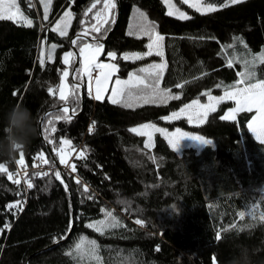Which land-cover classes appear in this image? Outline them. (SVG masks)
<instances>
[{
  "label": "trees",
  "instance_id": "obj_1",
  "mask_svg": "<svg viewBox=\"0 0 264 264\" xmlns=\"http://www.w3.org/2000/svg\"><path fill=\"white\" fill-rule=\"evenodd\" d=\"M26 1L17 0L33 21L32 27L0 20V136L3 117L12 106L22 104L31 110L38 135L22 151L24 163L18 165L27 169V181L33 187L26 202L19 198L13 176L20 153L14 160L0 156V164L7 169L0 172V264H226L240 244L255 249L256 259H264V143L248 128L254 111L223 120L233 107L225 101L199 126L185 118L165 120L194 100L206 102L205 93L219 97L234 90L231 86L241 79L245 61L255 75L239 87L264 80V63L257 59L264 53V0H243L227 7H220L227 0H204L220 7L207 14L174 0L189 14L187 20L167 15L163 0H118V23L104 44L101 59L108 60V51L117 53L112 62L118 64L116 77L120 79L160 60L155 55L136 61L121 58L125 53L147 50V37L128 35L141 22L139 9L165 37L162 59L167 68L160 87L171 88L179 99L125 107L112 104L108 97L93 99L85 81H80L84 101L81 87L78 100L69 94L72 119L54 121L56 131L49 136L56 146L65 138L75 149H87L86 159L72 154L76 172L65 174L67 189L56 179L55 171L35 175L34 160L43 153L47 166H55L47 150L53 144L45 139L44 127L52 118L49 113L61 114L58 110L64 102L48 88L56 90L62 72L69 68L63 64L64 53L73 48L78 51L80 42L74 46L71 40L92 22L90 12L81 24L94 0H52L47 20L41 5L38 16ZM66 10H71L73 18L67 36L62 37L51 29ZM117 16L116 4L115 22ZM41 48L43 66L39 63ZM49 53L52 59H48ZM70 63L71 72L75 57ZM146 123L168 131L179 128L211 139L212 144L178 154L157 133L148 149L145 137L130 131ZM17 201L22 210H8L7 205ZM137 219L143 224H136ZM102 221L116 226L107 227ZM82 239V251L77 252L75 246Z\"/></svg>",
  "mask_w": 264,
  "mask_h": 264
},
{
  "label": "snow or ice",
  "instance_id": "obj_2",
  "mask_svg": "<svg viewBox=\"0 0 264 264\" xmlns=\"http://www.w3.org/2000/svg\"><path fill=\"white\" fill-rule=\"evenodd\" d=\"M102 7L95 12L94 16L91 18L92 22L89 27H85L81 33L76 34V38L71 40V44L76 46L79 43L78 55L81 58V62L79 67H76L74 71V80L76 83L69 86L66 81L69 76V69L71 68L70 58H74L77 53L72 51H68L64 53L63 56V64L68 65L69 69H65L60 77L61 84L59 88V100L64 102L63 105L58 110L59 113L53 116L52 113H49L48 116L52 117L46 120L44 133L45 139L49 144H53L52 151L55 153V156L59 158V163L64 165L67 169H69L68 175L76 172V164L70 163V158L73 153H76L77 159H86L87 158V149L77 150L72 145V141L70 139L61 138L59 141V146L55 145V142L49 138L51 133L56 131L54 126V121L67 120L70 121L72 116L69 115V106H67V101L69 98V94L73 97L74 100H78V93L81 87L80 81H84L86 78V88L89 96H92L95 100H103L105 95L109 93V85L114 83V87L110 90L109 100L112 104H122L125 107H134L139 103H165L168 99H179V96L173 95L171 88L162 89L160 87V82L163 79L164 72L167 68V62L161 63H152L148 64L146 67H142L137 71L130 72L128 74V78L126 80H121L118 77L113 81V77L119 71L118 64L116 63H104L101 61L100 57L105 54V47L102 42L104 38V34L109 30L111 25L115 23L114 19V10L116 8V0H94L91 3L90 7L86 9L84 12L85 20L81 21V24H85L88 13L92 12L93 9L97 8L98 4H101ZM165 4L168 5L169 16L176 15L179 19L187 20L190 17L180 11L178 8L173 5L170 0H164ZM184 4H187L189 7L194 8L197 12L202 14H207L209 12H215L218 10V7L215 3H204V0H182ZM243 0H227V3H222L220 7H227L230 4H239L242 3ZM41 3H44V20L48 19L49 8L52 3V0H41ZM140 17V23L130 28L128 35L136 36L137 38L147 37L148 43L145 45L146 51L144 52H132L125 53L121 58L125 61L127 60H143L149 56H164V40L165 37L161 35L156 30V25L150 21H148L145 13L141 12L139 9L136 10ZM73 18V13L71 10L65 11L61 18L56 22V25L51 30L53 32H58L60 36L64 37L68 34V28L71 24ZM0 20L13 21L16 24L32 27L33 21L26 16L21 10L17 0H0ZM91 37V42H87V37ZM230 47V46H229ZM247 47V45H245ZM56 45H52V52L55 51ZM108 59L110 61H115L117 59V53L115 51H108L106 53ZM48 59H52L51 53H49ZM260 63H264V53H262L258 58ZM74 63V61H72ZM39 63L41 66L44 65V52L41 51V57L39 59ZM248 62L245 61V71L239 73L241 79L237 81V84L232 85L233 91H225L224 96L221 97H212L210 93H205L209 97L210 103L208 105H200L199 100L192 101L191 104L185 105L183 108L179 110V112H173L171 116L165 117V119H173L179 118L181 114L187 112L189 109H192L193 106H199L202 109H205L202 112H196L195 116L189 115V122L192 121L193 118L203 123L207 118L209 111L216 110V104L220 103L224 99L234 100L236 106L229 110L227 115L221 117L223 120H235L236 114L242 111L251 112L253 108L256 109L258 116L253 117V121L248 124V127L255 133L256 138L264 143V80L258 81L257 83L248 84L245 87H239L240 84H244L245 81L251 80L254 78L255 73L248 70ZM228 66L232 67L233 62L231 59L228 61ZM95 73V75H94ZM93 84L95 85L94 93H93ZM219 86V85H218ZM176 87H183L182 84H177ZM48 92L52 94L54 89L49 87ZM214 101L215 103H211ZM74 114L76 108L73 107L71 109ZM260 121V128L258 130L256 126V121ZM95 128V124L93 123L92 127L89 128L91 132ZM148 129H153L157 132H164V129L156 128L153 124H143L140 127H134L130 129L131 132L136 133L137 135L147 136L148 143L145 144V147H151V134L148 132ZM191 138L194 141H198L204 145H211V139H205L203 136L199 135H190L187 132H181L179 128L176 129V132L169 138L168 143L174 150H179L181 146V142L185 138ZM67 146V147H65ZM43 160L44 163H48L47 160L43 159V153L40 154L39 157ZM18 164L24 163L23 152H20V159L17 161ZM7 169L3 164H0V172H6ZM35 175L39 176L41 173H35ZM44 176H48V172L42 173ZM54 175L56 179L61 180V172L55 171ZM8 178L12 179V174H8ZM14 183L19 184L20 180L17 179ZM63 184L64 181L61 180ZM77 184H80L81 181L79 179L76 180ZM28 188H32L33 185L29 181L27 183ZM64 187L67 189V184H64ZM87 191V188L84 189ZM211 207V205H210ZM8 210H12L14 208H21V201H17L15 204L7 205ZM109 217L112 214L107 213ZM240 217L243 218L245 213L241 212ZM114 221V217L112 218ZM101 224H105V222H100ZM136 224L142 225L143 221L137 219L135 221ZM107 227H115L116 223L105 224ZM5 228L10 227V225L5 224ZM89 227H95L90 224ZM97 231L101 229L97 227ZM2 231V229H0ZM219 238V235L218 237ZM84 241L81 240L80 243L76 244V251H82V245ZM94 245L95 242L93 241ZM94 251V249H93ZM71 254V253H70Z\"/></svg>",
  "mask_w": 264,
  "mask_h": 264
},
{
  "label": "clouds",
  "instance_id": "obj_3",
  "mask_svg": "<svg viewBox=\"0 0 264 264\" xmlns=\"http://www.w3.org/2000/svg\"><path fill=\"white\" fill-rule=\"evenodd\" d=\"M2 132L0 156L14 160L38 135V128L31 110L22 104L12 106L3 117ZM256 256L255 249L240 244L234 249L226 264H264V259H256Z\"/></svg>",
  "mask_w": 264,
  "mask_h": 264
},
{
  "label": "rangeland",
  "instance_id": "obj_4",
  "mask_svg": "<svg viewBox=\"0 0 264 264\" xmlns=\"http://www.w3.org/2000/svg\"><path fill=\"white\" fill-rule=\"evenodd\" d=\"M182 1V0H181ZM163 2H164V0H163ZM170 2L173 4V5H175V7L176 8H178L179 9V7L175 4V2H174V0H170ZM35 3H36V6H37V9L39 10V15L41 16V12H40V5H41V10H43L44 11V7H45V5H44V3H41V0H35ZM204 3H206V2H204ZM164 4H165V2H164ZM187 5V4H186ZM103 5H101V7H102ZM165 6H166V14H167V12H168V5L167 4H165ZM188 6V5H187ZM101 7H97L96 9H93L92 10V13H93V15L95 14V12L96 11H98ZM218 7V6H217ZM218 8H220V7H218ZM194 9V8H193ZM180 11H182V12H184V13H186L188 16H189V14L185 11V10H182V9H179ZM67 11V10H66ZM63 15V14H62ZM61 15V16H62ZM168 15V14H167ZM61 16L56 20V22L61 18ZM173 17H176V18H178L176 15H173ZM179 19V18H178ZM181 20H183V19H181ZM56 22H55V25H56ZM55 25H54V27H55ZM79 49V48H78ZM43 50V52H44V49L43 48H41L40 49V57H41V51ZM78 52V51H77ZM44 56H45V52H44ZM100 59H101V57H100ZM159 61H157V62H153V63H161V62H164L163 61V59H162V57H159ZM101 61L102 62H104V63H113L112 61H110L109 59L108 60H102L101 59ZM80 62H81V58L79 57V65H80ZM152 64V63H151ZM147 66V65H146ZM145 66V67H146ZM67 69H69V68H67ZM94 75H95V73H94ZM116 75H117V73H116ZM116 75L113 77V81L117 78L116 77ZM128 78V77H127ZM126 78V79H127ZM120 79V78H119ZM126 79H121V80H126ZM85 84H86V78H85ZM66 83L69 85V86H71L72 85V80H71V72H70V70H69V76H68V78H67V81H66ZM60 84H61V82H60ZM60 84H59V86L57 87V89L56 90H54V92L53 93H55L57 96H58V98H59V88H60ZM245 86H247V85H241V87H245ZM112 87H114V83L113 84H110L109 85V93L108 94H106L105 95V97H104V99L106 98V97H108L109 98V95H110V90H111V88ZM94 88H95V85L93 84V93H94ZM231 91H233V90H231ZM221 96H224V93L221 95ZM221 96H219V97H221ZM225 101H230V102H232L233 103V107L232 108H234L235 106H236V104H235V101L234 100H229V99H224L223 101H221V102H225ZM220 102V103H221ZM192 102H190V103H188V104H191ZM210 103V100H209V97H208V99H207V101L206 102H204V103H201V102H199V104L200 105H208ZM211 103H215L214 101H212ZM220 103H218V104H216V108H217V106L220 104ZM231 108V109H232ZM205 109H202V108H200L199 106H193V108L192 109H189L187 112H185V113H183V114H181L180 115V117L179 118H173V119H165L166 121H174V120H177V119H181V118H185L188 122H189V115H192L193 117L195 116V113L196 112H202V111H204ZM252 111H254V116L253 117H256V116H258V113H257V111H256V109L255 108H253V110ZM179 112V111H178ZM213 111H209L208 112V115L210 114V113H212ZM228 112H229V110L225 113V115H227L228 114ZM238 114V113H237ZM236 114V115H237ZM207 115V116H208ZM206 120V119H205ZM205 120H204V122H205ZM253 121V118L251 119V121L249 122V123H251ZM203 122V123H204ZM191 125H196V126H199V125H201V124H203V123H201V122H199L198 120H196L195 118H193L192 119V121L191 122H189ZM248 123V124H249ZM146 124H152V123H146ZM154 125V124H153ZM141 126V125H140ZM140 126H136L137 128L138 127H140ZM256 126H257V128H258V130H259V128H260V121L259 120H257L256 121ZM155 127L156 128H160V129H164V128H161V127H158L157 125H155ZM249 128V127H248ZM165 131L164 132H157V131H155V130H153V129H148L147 131L148 132H150V134H151V137H152V139H151V147H148V149H151L152 147H153V143H154V135L155 134H160L162 137H164L165 138V140L167 141V143H168V140H169V138H171L172 137V135L176 132V130H173V131H168V130H166V129H164ZM249 130H250V132L252 133V135L254 136V138L257 140V141H259L257 138H256V135H255V133L249 128ZM181 132H185V131H182L181 130ZM188 133V132H187ZM136 134V133H135ZM190 135H197V134H192V133H189ZM145 137V139H146V141H145V144L146 143H148V137L145 135L144 136ZM259 142H261V141H259ZM169 144V143H168ZM169 146L171 147V145L169 144ZM204 146H206V145H204V144H201L200 142H198V141H194V140H192L190 137L189 138H185L182 142H181V146H180V148H179V150H174L172 147H171V149H173L176 153H178V154H180L181 153V151L182 150H184V149H186V148H193V149H196V150H200V149H202V147H204ZM19 161V160H18ZM55 167V166H54ZM59 167V166H58ZM57 167V168H58ZM64 174V173H63Z\"/></svg>",
  "mask_w": 264,
  "mask_h": 264
},
{
  "label": "built area",
  "instance_id": "obj_5",
  "mask_svg": "<svg viewBox=\"0 0 264 264\" xmlns=\"http://www.w3.org/2000/svg\"><path fill=\"white\" fill-rule=\"evenodd\" d=\"M26 3L28 5V7L31 10H33L39 16V10L37 9L35 0H27ZM40 30H43V27L41 25H40ZM39 157L40 156H38L34 160L33 170H35L37 173L38 172L41 173L40 176H44V175H42V173H44V172H48V174H50V173H53L54 171H61L64 174H68L69 169H67L64 165H61L59 163L58 168L56 166L55 167L47 166V163H44L43 160H41ZM43 159L45 160L44 157H43ZM70 163H71V159H70ZM27 173H28L27 169L20 167L18 165V163L16 164V162H15L13 182L17 179L20 180V183L17 184V186H18L17 196L19 198H21L24 202H26L27 197H28V192L30 190V188L27 187V183H28ZM24 206H25V204H24Z\"/></svg>",
  "mask_w": 264,
  "mask_h": 264
},
{
  "label": "water",
  "instance_id": "obj_6",
  "mask_svg": "<svg viewBox=\"0 0 264 264\" xmlns=\"http://www.w3.org/2000/svg\"><path fill=\"white\" fill-rule=\"evenodd\" d=\"M116 4H117V9H118V16H117V19H116V22H115L113 28L109 31V33L107 34L106 38H105L104 40H102L103 44L106 43V41L108 40V38H109L111 32L114 30V28L116 27V25H117V23H118V17H119V3H118V0H116ZM86 39H87L88 41H91V38H86ZM73 52H74V53H77V55L75 56V64H74L73 69H72V71H71V80L73 81V84H74L75 81H74V71H73V70H74L76 67H79V55H78V52H77V50H76L75 48H73ZM81 96H82V101H84V96H85V95H84V88H83V87H81ZM69 109H70V108H69ZM69 111H70V110H69ZM40 125H41V122H40ZM47 150H48V153H49L50 157H51L52 160L54 161L55 166L58 167V166H59V163L55 160L54 154H53V152H52V150L50 149L49 146H47ZM60 172H61V171H60ZM61 180H63L64 183L67 184V180H66L65 174H63L62 172H61Z\"/></svg>",
  "mask_w": 264,
  "mask_h": 264
},
{
  "label": "crops",
  "instance_id": "obj_7",
  "mask_svg": "<svg viewBox=\"0 0 264 264\" xmlns=\"http://www.w3.org/2000/svg\"><path fill=\"white\" fill-rule=\"evenodd\" d=\"M203 148V147H202Z\"/></svg>",
  "mask_w": 264,
  "mask_h": 264
}]
</instances>
